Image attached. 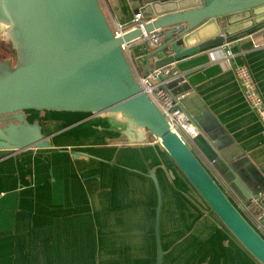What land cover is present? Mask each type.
Segmentation results:
<instances>
[{
  "label": "crops",
  "instance_id": "crops-1",
  "mask_svg": "<svg viewBox=\"0 0 264 264\" xmlns=\"http://www.w3.org/2000/svg\"><path fill=\"white\" fill-rule=\"evenodd\" d=\"M99 4L113 30L131 28L140 5L137 0ZM261 26L175 59L184 80L172 88L186 93L181 104L199 132L210 134L212 144L228 155L239 152L253 164L250 171L264 177V122L224 61L229 55L231 65L248 67L264 102V46L254 47L249 38L264 33ZM160 47L129 44L125 51L136 74L148 72L165 55ZM46 116L61 120L51 130L79 118L64 112ZM93 118L54 134L57 149L0 157V264H154L156 192L149 169L161 190L162 264H259L154 140L127 144L108 129L116 124L113 116ZM76 149L91 157L72 158ZM220 182L264 234V216L252 218L248 205Z\"/></svg>",
  "mask_w": 264,
  "mask_h": 264
},
{
  "label": "water",
  "instance_id": "water-1",
  "mask_svg": "<svg viewBox=\"0 0 264 264\" xmlns=\"http://www.w3.org/2000/svg\"><path fill=\"white\" fill-rule=\"evenodd\" d=\"M137 1L144 31L166 29L165 42L157 49L165 55L154 67L264 24V0ZM0 29V41L14 51L11 58L0 57L1 158L28 149H57L54 134L90 123L95 116H113L116 124L108 129L116 131L119 140L127 144L154 140L225 230L264 264L263 232L220 182L246 205L254 197H260L264 205V177L252 173L253 164L239 152L228 155L224 147L213 145L210 134L197 131L187 141L170 126L141 87L124 48L139 38L141 29L116 33L99 0H0ZM56 112L79 118L51 130L61 120L46 115ZM71 156L91 157L78 149ZM146 175L156 192L154 264H162L161 190L154 170H147Z\"/></svg>",
  "mask_w": 264,
  "mask_h": 264
},
{
  "label": "built area",
  "instance_id": "built-area-1",
  "mask_svg": "<svg viewBox=\"0 0 264 264\" xmlns=\"http://www.w3.org/2000/svg\"><path fill=\"white\" fill-rule=\"evenodd\" d=\"M145 21L141 18L139 12H136L132 19V27L142 30L138 41L148 46L158 47L165 42V28L155 29L153 32L143 30ZM121 31L115 30L116 33ZM250 40L254 47L264 46V33L250 35ZM129 46V45H128ZM128 46H124L125 50ZM230 54V53H229ZM229 55L225 56L224 61L228 68H231L235 79L237 80L243 97L253 110L259 115L264 122V102L260 97L256 82L254 81L248 67L245 64L231 65ZM138 81L143 90L150 96L158 109L163 113L170 126L179 132L185 139H189L197 134V128L191 118L182 107V99L185 92H174L173 88L167 85L171 82L184 80L180 77L178 70L174 66V62L167 63L161 67H153L146 73H137ZM260 197H254L250 200L251 205L259 206ZM264 216V209H261Z\"/></svg>",
  "mask_w": 264,
  "mask_h": 264
},
{
  "label": "trees",
  "instance_id": "trees-1",
  "mask_svg": "<svg viewBox=\"0 0 264 264\" xmlns=\"http://www.w3.org/2000/svg\"><path fill=\"white\" fill-rule=\"evenodd\" d=\"M260 28H262V26L259 27V29ZM1 53L10 54L11 56H14V51L12 50L11 46L3 47L2 49H0V57H2ZM261 209H263V207L260 205L259 206L248 205L247 212L252 216V218L257 219L261 213Z\"/></svg>",
  "mask_w": 264,
  "mask_h": 264
},
{
  "label": "rangeland",
  "instance_id": "rangeland-1",
  "mask_svg": "<svg viewBox=\"0 0 264 264\" xmlns=\"http://www.w3.org/2000/svg\"><path fill=\"white\" fill-rule=\"evenodd\" d=\"M1 30V29H0ZM0 49H2L3 47H8V46H5L4 44H3V42L2 41H0ZM2 47V48H1ZM2 55V58H11L12 56L10 55V54H5V53H1ZM187 140V139H186ZM188 141V140H187Z\"/></svg>",
  "mask_w": 264,
  "mask_h": 264
}]
</instances>
